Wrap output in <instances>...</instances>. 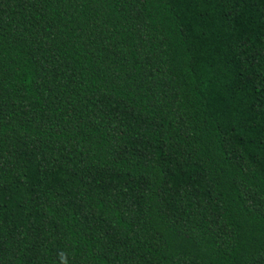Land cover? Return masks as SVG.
<instances>
[{"label":"trees","instance_id":"16d2710c","mask_svg":"<svg viewBox=\"0 0 264 264\" xmlns=\"http://www.w3.org/2000/svg\"><path fill=\"white\" fill-rule=\"evenodd\" d=\"M0 264H264V0H0Z\"/></svg>","mask_w":264,"mask_h":264}]
</instances>
